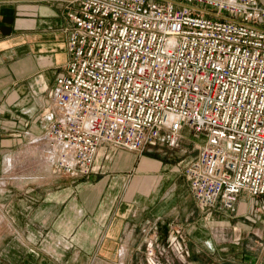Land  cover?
Returning <instances> with one entry per match:
<instances>
[{
  "label": "built area",
  "instance_id": "obj_1",
  "mask_svg": "<svg viewBox=\"0 0 264 264\" xmlns=\"http://www.w3.org/2000/svg\"><path fill=\"white\" fill-rule=\"evenodd\" d=\"M67 59L44 113L48 172L81 177L115 150L202 142L181 166L201 210L264 209V6L257 0H69ZM35 139L34 141H36ZM181 226L145 264H189Z\"/></svg>",
  "mask_w": 264,
  "mask_h": 264
},
{
  "label": "crops",
  "instance_id": "obj_2",
  "mask_svg": "<svg viewBox=\"0 0 264 264\" xmlns=\"http://www.w3.org/2000/svg\"><path fill=\"white\" fill-rule=\"evenodd\" d=\"M257 2L264 6V0ZM69 7V0H0V154L16 157L24 145L43 143L46 94L67 59ZM42 143L35 148L44 151ZM160 145L141 152L115 150L107 158L103 148L96 173L35 186L32 171L17 176L8 159L0 166V177L8 180L3 185L31 189L26 200L48 231L41 249H17L9 240L4 259L8 264H145V240L156 236L163 243L170 226L178 225L189 264H264V209L256 208L262 199L242 193L236 212L228 214L240 225L247 222L252 233L214 237L180 165L167 163ZM214 211L213 221L230 222L227 214ZM0 264L6 263L0 258Z\"/></svg>",
  "mask_w": 264,
  "mask_h": 264
},
{
  "label": "rangeland",
  "instance_id": "obj_3",
  "mask_svg": "<svg viewBox=\"0 0 264 264\" xmlns=\"http://www.w3.org/2000/svg\"><path fill=\"white\" fill-rule=\"evenodd\" d=\"M46 97L47 107L45 106L46 108L44 113L48 110V107L51 104L48 94H46ZM43 119L47 122L48 125L49 119L46 115H43ZM187 129L181 131V138L177 147L168 148L165 145H160L161 147L158 146L160 149L159 153L167 163L173 165L178 163L181 167L185 162L197 155L198 150L196 148V145H198L199 142H202V140L200 138H197L189 129ZM41 143L42 141L24 145L21 149H19L16 157H11L7 154H0V166L2 167L3 164L5 165V163H7L9 159L10 161H12V163H14L13 165L16 164L15 168L18 172L17 176H24V171L26 169L32 171V174H30V178H32L33 176L34 177L30 181L35 182L34 186L44 182H49L50 179L55 180L70 178L67 176L54 177L50 175V173L48 172L50 162H46L47 160L45 161V150L43 151L42 149L35 148L36 146L41 145ZM3 181H8L7 178H5V175H2V177H0V258L2 263L8 264L5 259H7L8 257L7 245L9 240L14 243L13 246H15V248L17 249H20L21 247L41 249L42 245H47L45 242V233L48 231V229L44 228V225L40 220H37L38 218H40V212L37 210L34 211V209L30 207V203H28V200L31 199L29 197V192L31 191V189H29L28 191H25L24 189L13 190L7 185L4 186ZM24 181L25 180H23V182ZM39 186H36V189H38ZM26 195H28V197ZM20 211L23 214H21ZM200 211L202 212V215L204 217H209L208 232L213 233L212 235L214 237H223L224 239H228L231 238L232 233H252L248 232L249 228L247 222L241 221L242 225H240L239 223H237L238 221L235 220L236 218H231V215H228L230 213L224 211L221 212V215L227 214V218L230 219V222L226 221V223L222 225V223L220 222V218H218V221L212 220L214 214H216L215 211L201 209ZM16 213L17 216L15 215ZM25 214L26 217L27 214H29V217L27 219L24 216ZM222 219H225V217H223ZM46 224L48 223H45V225ZM234 240L241 241L242 237L235 238ZM4 254L7 256H5Z\"/></svg>",
  "mask_w": 264,
  "mask_h": 264
}]
</instances>
